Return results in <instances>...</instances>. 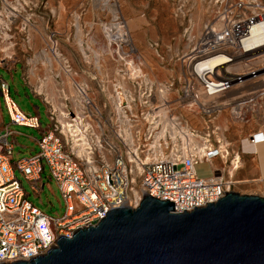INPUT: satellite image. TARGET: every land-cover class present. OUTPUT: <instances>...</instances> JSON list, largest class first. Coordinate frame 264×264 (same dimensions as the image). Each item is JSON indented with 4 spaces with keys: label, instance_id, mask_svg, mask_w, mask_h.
I'll list each match as a JSON object with an SVG mask.
<instances>
[{
    "label": "built area",
    "instance_id": "obj_1",
    "mask_svg": "<svg viewBox=\"0 0 264 264\" xmlns=\"http://www.w3.org/2000/svg\"><path fill=\"white\" fill-rule=\"evenodd\" d=\"M33 8L32 0H0V68L10 78L17 63L10 50L17 44V35L20 42L29 44ZM242 8L241 1L234 5L235 10ZM236 18L217 31L206 28L204 41L189 54L188 80L182 95L188 102L182 104L188 108L197 105L206 126H211L213 118L227 106L240 117L241 109L264 95V88L246 95L230 94L258 77L264 83V54H259L260 46L251 44L254 36L250 33L253 23L264 20V10ZM48 50L69 74L53 33L48 37ZM215 57L223 58V64L203 70L202 75L195 71L199 64ZM7 61L12 64L7 65ZM241 63L243 70L231 71ZM107 84L111 110L105 118L88 98L86 88L73 83L72 105L57 107L46 98L41 100L48 118V124L41 128L38 114L22 113L11 99L8 85L0 80V100L9 123L39 134L36 152L12 162V134L0 130V264L44 255L56 247L59 238L69 239L78 230L95 226L110 210L136 208L144 195L173 203V212L183 213L235 192L240 183L234 178L241 168L239 154H229L228 147L210 141L208 132L198 136L166 109L165 101L152 103L156 91L169 90L172 84L157 89L138 71L122 74L119 83ZM198 96H202V103ZM255 138V134L248 135L244 141L253 145ZM242 149L241 154L248 153ZM215 157L224 167L212 171L208 178L198 177L195 167L209 165ZM14 170L36 196L46 170L47 180L55 183L63 201V215L53 219L35 209L15 179Z\"/></svg>",
    "mask_w": 264,
    "mask_h": 264
},
{
    "label": "rangeland",
    "instance_id": "obj_2",
    "mask_svg": "<svg viewBox=\"0 0 264 264\" xmlns=\"http://www.w3.org/2000/svg\"><path fill=\"white\" fill-rule=\"evenodd\" d=\"M239 1L243 8L235 10L234 5ZM32 3L29 44L24 45L20 36H16L17 44L10 50L17 62L11 78L0 68V80L8 85L10 97L22 113L38 114L44 128L48 118L41 100L46 98L57 107L72 105L73 83H76L86 88L88 98L105 118L111 110L109 86L106 90L105 85L111 81L119 83L122 74L138 71L157 89L172 84L169 90L156 91L154 105L165 101L166 109L198 136L208 132L210 141H219L228 147L229 154H239L242 169L234 178L245 182L236 185L235 192L264 197L261 186L250 182L254 176L248 171V163L254 168L259 165L258 161L264 171L262 139H255L259 160L255 155L250 162L239 152L248 135L264 132V95L241 109L240 117L233 115L232 106L225 107L213 118L208 130L198 106L190 105L188 109L182 104L188 102L182 95L188 80L189 54L204 41L206 28L217 31L233 17L256 14L264 10V0H32ZM107 29L114 38L110 44L105 35ZM50 33L54 35L58 54L70 68L69 74L63 72L60 59L48 50ZM6 64L11 65L12 61ZM239 65L230 70H243L242 63ZM58 69L61 72L55 76ZM253 80L247 81L245 88L231 90L230 94L261 92L264 83L260 77ZM202 101V96H198V102ZM0 121L4 126L9 124L1 100ZM9 129L15 134L17 145L13 146L12 162L36 152L31 141L37 137L35 130L14 125H9ZM195 172L200 178H208L212 169L203 163L195 167ZM14 177L20 182L27 201L40 213L53 219L63 215V201L55 183L47 180L46 170L37 196L16 170Z\"/></svg>",
    "mask_w": 264,
    "mask_h": 264
},
{
    "label": "water",
    "instance_id": "obj_3",
    "mask_svg": "<svg viewBox=\"0 0 264 264\" xmlns=\"http://www.w3.org/2000/svg\"><path fill=\"white\" fill-rule=\"evenodd\" d=\"M142 196L95 226L10 264H264V197L227 192L190 212Z\"/></svg>",
    "mask_w": 264,
    "mask_h": 264
},
{
    "label": "crops",
    "instance_id": "obj_4",
    "mask_svg": "<svg viewBox=\"0 0 264 264\" xmlns=\"http://www.w3.org/2000/svg\"><path fill=\"white\" fill-rule=\"evenodd\" d=\"M70 58L69 57H67V61H70L69 60ZM56 75L55 76H59V72H61V70L59 71V69L58 70H56ZM22 77V76H21ZM25 86V85H24ZM26 87V86H25ZM1 122V121H0ZM8 123H9V120H8ZM9 125H11L10 123L8 124V125H2L1 123H0V130L2 129V128H4V129H7L8 131H10L11 132V134H12V139H13V141H14V144H15V146H17L16 145V143H15V134L9 129ZM36 134H37V137L35 138V139H31V141H33V144H34V146H35V148H36V141L38 140V138H39V134H38V132L36 131ZM255 136H256V138L255 139H262V141H263V138H264V133H261V132H257V133H255ZM254 144H255V142H254ZM23 148V147H22ZM242 148H243V145H242ZM256 149L258 150V147H256ZM262 152H263V156H264V141H263V144H262ZM257 150H246V151H248V153H242L241 154V157L242 156H244V158H249L250 160V162L252 161V158L255 156V155H257V158H258V160H259V157H258V154H257ZM256 152V153H255ZM10 163H12V162H10ZM258 166H256V167H254L253 168V166L251 165V163L249 164L248 163V171H250V173H252L253 174V176H254V178H253V180H251L250 182L252 183H254L257 187H259V186H261L260 188H262L263 190H264V171H263V168H262V165L260 164V161H258ZM210 167H211V169H212V171H220L223 167H224V165L222 164V161L218 158V157H215V158H213L212 160H211V162H210ZM245 168L246 167H244V170H245ZM242 169V167L239 169V170H241ZM238 170V171H239ZM237 171V172H238ZM256 172V173H255ZM259 176L258 178L256 177V176ZM241 182V181H240ZM242 183H244V182H241V183H239V185L240 184H242Z\"/></svg>",
    "mask_w": 264,
    "mask_h": 264
},
{
    "label": "bare ground",
    "instance_id": "obj_5",
    "mask_svg": "<svg viewBox=\"0 0 264 264\" xmlns=\"http://www.w3.org/2000/svg\"><path fill=\"white\" fill-rule=\"evenodd\" d=\"M117 25V24H115ZM209 27V26H208ZM250 33L251 35L254 36L253 39H251V44L255 45L256 47L260 46L262 48V51L259 52V54H264V20L260 21L259 23H253L250 26ZM118 30V29H117ZM105 35L107 38V42L108 44L111 43V41L113 42L114 38H111L110 34L111 31L110 30H105ZM119 33V32H118ZM204 34V33H203ZM119 37V35H118ZM200 40V39H199ZM250 46V43L246 45V47ZM223 64V58L221 57H215L212 58L210 60H206L205 62H202L201 64H199L196 68L195 71L199 74L202 75V71L203 70H213L216 66ZM254 81V80H253ZM245 88V87H244ZM247 88V87H246ZM253 88V87H252ZM255 88V87H254ZM248 89V88H247ZM258 100V99H257ZM189 109V108H188ZM227 110V109H226ZM226 121V120H225ZM202 129V128H201ZM243 145V149L244 150H257L256 144L253 145H248L245 141H243L242 143ZM256 153V152H255ZM256 164V163H255ZM256 173V172H255ZM241 182H245V181H241ZM240 182V183H241Z\"/></svg>",
    "mask_w": 264,
    "mask_h": 264
}]
</instances>
